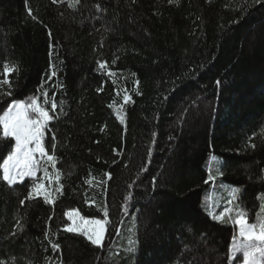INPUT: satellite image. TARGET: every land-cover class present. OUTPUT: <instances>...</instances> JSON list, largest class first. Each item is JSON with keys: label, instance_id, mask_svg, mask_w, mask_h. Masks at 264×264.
I'll use <instances>...</instances> for the list:
<instances>
[{"label": "trees", "instance_id": "1", "mask_svg": "<svg viewBox=\"0 0 264 264\" xmlns=\"http://www.w3.org/2000/svg\"><path fill=\"white\" fill-rule=\"evenodd\" d=\"M5 63L19 71L0 85V115L57 102L43 144L63 189L50 204L26 199L33 179L0 181V264L241 261L237 227L210 215L209 177L219 157L216 182L240 188L250 223L261 213L264 0H0ZM13 144L0 139V163ZM73 210L107 221L101 247L64 230ZM130 222L134 251L118 254Z\"/></svg>", "mask_w": 264, "mask_h": 264}, {"label": "snow or ice", "instance_id": "2", "mask_svg": "<svg viewBox=\"0 0 264 264\" xmlns=\"http://www.w3.org/2000/svg\"><path fill=\"white\" fill-rule=\"evenodd\" d=\"M78 3L79 0H76ZM173 2V0H169ZM107 62H101L100 67L104 68ZM19 71L18 65H9L5 63L0 69V75H3V79L0 80V85L7 84L11 88V82L7 77L13 73ZM55 71L52 75L55 76ZM219 84V81L217 82ZM102 89H98L101 91ZM11 95V92L5 93ZM44 97H47L45 92ZM130 98L126 95L124 102H128ZM115 104V102H113ZM50 104V108L54 113L57 109V102L54 99H44L43 103L39 102V98L36 96L29 97L26 101H14L7 109L0 115V139L11 138L14 144L10 147L9 154L3 162L0 163V181L7 184L12 188L18 183H23L26 177L33 178V184L31 190L28 193L26 199H33L43 196L45 202L53 204L55 200L53 198V192L49 191L45 187L44 180H48L50 183L54 182L58 185L54 192H62L63 185L59 183L61 179V173L55 169V144H52V153L50 154L44 144L43 139L45 136V129L48 126L49 121L53 119V115L49 114V108L46 105ZM112 105H110L111 107ZM121 123L123 119L121 118ZM55 138L53 137V140ZM255 147V145H252ZM49 166L54 169V176L49 173ZM43 171V178L37 174ZM110 178V174H106ZM209 179H213L209 177ZM91 183V181H88ZM238 189L232 190V199H236V193ZM130 198V197H129ZM264 200V194L260 197ZM24 201H21L23 203ZM231 203V201H229ZM261 213H264V204L261 206ZM127 209L125 208V211ZM104 215L107 216V209L104 208ZM231 208H225V210L216 218L223 221L225 215L231 212ZM261 213L255 214L253 222H249L247 216L243 210H237L236 219L234 223L238 225V236L240 242H236V237H233L231 245V258L235 260L237 257L242 261V264H264V217ZM68 220L73 221V225L65 227L67 232H78L79 234L86 236L92 244L102 246L103 235L105 232V224L107 221L101 220H84L81 217L80 226H75L74 216H79L78 211H68L65 213ZM87 225L95 226L93 228L87 227ZM19 227V225H18ZM15 235V233H13ZM133 242L130 240L129 244ZM53 249H58V244L52 245ZM129 252L134 251V248L129 247Z\"/></svg>", "mask_w": 264, "mask_h": 264}, {"label": "rangeland", "instance_id": "3", "mask_svg": "<svg viewBox=\"0 0 264 264\" xmlns=\"http://www.w3.org/2000/svg\"><path fill=\"white\" fill-rule=\"evenodd\" d=\"M46 129H48V126H47ZM221 163H222V161H221V159L219 157H214L213 160H212V167L210 169V177L213 178V179H211V182H212L214 187H213V189L211 190V192L209 194V200H208L209 212H210V215L213 216L217 221H221V220L217 219L216 217L218 215H220L225 210V208H231L232 211L229 212L228 215H225L223 221L232 222V224H234L237 227V229H238V225H236L234 223V221L236 219V213H237V210H238L235 207L236 199H232L231 197H232V190L233 189L240 190V188L239 187H235V186L226 185V184H220V183H218V181L216 182V178L219 175L218 172L216 171V168H218V166H220ZM48 170H49L50 175L54 176V171H53V169L50 166H49ZM37 175L39 177L43 178V175H44L43 171L39 172ZM26 178L33 179L31 177H26ZM44 183H45V187L48 188L49 191H52V186H53V189H55V184L56 183L54 182V180L51 183L48 180H44ZM238 192L236 193V198H237ZM53 193H54V191H53ZM229 201H231V203H229ZM81 217L82 216L80 215V213H79V216H74L73 220L75 221V226H80ZM84 220H93V219H85L84 218ZM68 221H69V225H73V221H70V220H68ZM87 227H89L91 229V228H93L95 226L87 225ZM71 233L79 234L78 232H71ZM104 235H105V232H104ZM104 235H103L102 245H103V241H104ZM84 237L87 239L86 236H84ZM130 240L133 242L131 245L129 244ZM236 242L237 243L240 242V238H239L238 234H237V237H236ZM95 246H97V245H95ZM99 247H101V246H99ZM129 247L134 248L133 223L132 222H130L128 224V228H127L126 232L122 235L121 239L119 240V243H118V254H126V255H128V254L132 253L133 251H131V252L128 251ZM238 264H242V261H240Z\"/></svg>", "mask_w": 264, "mask_h": 264}]
</instances>
